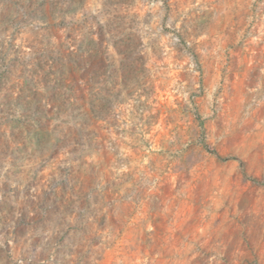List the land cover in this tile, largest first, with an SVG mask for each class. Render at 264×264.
Masks as SVG:
<instances>
[{
  "label": "rangeland",
  "instance_id": "rangeland-1",
  "mask_svg": "<svg viewBox=\"0 0 264 264\" xmlns=\"http://www.w3.org/2000/svg\"><path fill=\"white\" fill-rule=\"evenodd\" d=\"M1 26L32 44L0 51L7 156L72 190L39 264H264V0H19Z\"/></svg>",
  "mask_w": 264,
  "mask_h": 264
},
{
  "label": "crops",
  "instance_id": "crops-1",
  "mask_svg": "<svg viewBox=\"0 0 264 264\" xmlns=\"http://www.w3.org/2000/svg\"><path fill=\"white\" fill-rule=\"evenodd\" d=\"M18 1L0 0V51L9 42L17 47L32 45L29 43L31 40H27L31 31L28 28L16 33L11 40L7 37L11 30L7 32L6 27L1 26L7 19V11ZM7 141V124L0 123V264H14L19 259L28 264H39L42 258L49 256L55 231L51 210L46 209L45 203L52 205L50 198L55 199L56 196L70 197L72 190L62 186L53 189V183L60 176L59 160L41 167L39 160L37 162L34 158L19 164L7 156ZM11 190L20 192L19 201L9 193Z\"/></svg>",
  "mask_w": 264,
  "mask_h": 264
}]
</instances>
